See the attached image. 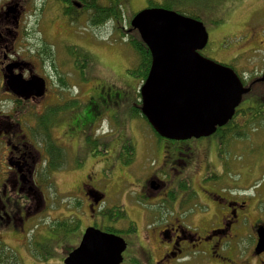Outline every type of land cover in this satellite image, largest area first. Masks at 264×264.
<instances>
[{"label": "rangeland", "instance_id": "obj_1", "mask_svg": "<svg viewBox=\"0 0 264 264\" xmlns=\"http://www.w3.org/2000/svg\"><path fill=\"white\" fill-rule=\"evenodd\" d=\"M156 4L172 12L198 17L208 32V43L202 50L204 56L219 64H230L240 77H251L248 80L263 72L264 0H122L121 8L126 21L123 26H127L133 15L156 8L153 6ZM47 13L50 18L48 10ZM41 26L40 29H46L47 44L51 46L55 66L58 65V88L51 86L49 95L40 106L36 105L37 108L29 106L18 109L20 115L14 117L10 125L15 131L20 126L22 133L28 131L31 125L29 130L32 132V128L38 127L34 118L41 113L33 112L41 107L47 110L63 107L73 101L75 105H69L65 112L52 117L47 129L43 126L38 129L44 140L58 144L63 158L62 166L46 175L47 181L41 188L45 208L36 218L30 219V225L23 234L14 230V240L4 238L7 245L0 242V254L4 256L10 253L11 264H62L66 251L78 245L85 227L90 223L91 212L79 193L80 183L89 174L92 179L88 182L104 194L103 212L122 211L123 216L115 223L107 218L97 219L94 221L97 227L104 230L106 226H112L124 232L119 234L127 243L124 259L134 257L142 264H154L158 256L155 229L159 220L153 216L152 210H147L153 205L155 192L153 189L147 192V201L140 194V186L147 170L160 168L159 151L163 149V152H173V148L165 140L158 143L141 116L131 115L133 106L140 102L137 92L142 81L127 73L135 65L134 52L126 43L128 37L122 38L120 31L115 30L111 22L105 27L94 29L82 21L69 24L59 13L54 22L48 19L46 25ZM36 37L38 39L40 35L36 34ZM70 47H76L78 55L84 52L89 56L88 71L82 74L73 72L70 66L73 59L70 60L67 51ZM23 48L18 46V49ZM263 94L264 83L256 84L244 96L237 113L248 100ZM90 119L94 122L87 126L86 122ZM242 119L241 114H238L232 123H240V126ZM243 132L245 135L241 139L225 144L227 148L220 152L225 153L230 169L221 186L241 198H251L255 210L252 221L255 219L264 224V204L261 206L259 200L260 196L264 201V124H250ZM89 134L98 139L95 141L90 138L88 145L85 136ZM37 136L31 135V144L45 153L42 141ZM126 143L134 149V160L128 166L119 159L121 146ZM216 149L214 144L211 161L219 162ZM1 152L4 153V150L1 149ZM202 155L205 154L202 152ZM165 162L168 167L170 160ZM209 169L219 173L218 166L213 165ZM203 171L205 169L197 167L190 175L194 179L190 183L196 190H199L197 180ZM186 198L179 194L180 205ZM182 207L185 211L179 219L184 228L194 232H198V228H209V216L193 219L196 214L206 212L203 206L197 204L196 199ZM157 208L158 211H165L159 205ZM62 220L74 224L78 222L72 232L58 231V234L47 237V229L49 231L53 223ZM130 225L134 232L128 234L126 230ZM248 233L249 230L237 241L225 242L216 251L215 257L193 253L175 264H263L264 256L255 260L251 254L253 240L247 237ZM48 243L55 244L48 246L47 252L51 259L45 261L43 253L46 250L43 246ZM150 247L153 250L149 253ZM147 256L151 259L148 260Z\"/></svg>", "mask_w": 264, "mask_h": 264}, {"label": "flooded vegetation", "instance_id": "obj_2", "mask_svg": "<svg viewBox=\"0 0 264 264\" xmlns=\"http://www.w3.org/2000/svg\"><path fill=\"white\" fill-rule=\"evenodd\" d=\"M95 1L103 6H108L111 1L114 2V0H0V242L5 245L7 242L4 238L14 240V234H12L14 230L23 234L30 225V219L39 215L45 208L41 188L47 181L46 155L31 144L32 132L29 130L31 125L24 133L21 132L20 126L15 131L10 125L13 118L20 115L18 109L29 106L37 108L36 105L40 106L49 95L51 86L58 88L57 76L53 77L58 72V65L55 66L53 56L50 59H44L43 50L48 39L46 29H40V25L45 26L48 19L54 22L58 19V13L71 24L69 18L72 14H65L71 4L76 8L85 6L90 9ZM119 2L122 3V0ZM47 10L51 14L50 18ZM78 19L85 21L86 15H80ZM36 34L40 35L38 39ZM20 45L24 48L18 49ZM199 53L204 56L202 51ZM72 59L71 69L78 72L75 67V58ZM224 65L231 67L228 64ZM85 70H89L88 65L85 66ZM256 76L251 80H248L251 77H240V79L252 89L259 77ZM9 77H20L26 81L31 77L41 79L44 81V93L41 96L20 97L7 85ZM54 99L57 100V98ZM250 107L254 109L259 107L262 108L261 112L264 111V97L256 95L254 99L244 104L242 110ZM45 108L41 107L33 114L42 113ZM36 138L42 141L44 149L46 141L44 137L39 134ZM90 138L95 141L98 139L93 134L86 135L85 141L88 145ZM164 142L173 148L171 150L173 152L167 150L163 152V149L159 151L160 168L155 171L147 170L140 186V194L147 201L149 200L147 192L150 189L155 192L153 205L147 210H152L153 216L159 220L155 229L158 239L156 246L158 256L154 264H175L193 253L215 257L216 251L223 247L225 242L227 244L243 238L248 230L250 233L247 236L253 240L251 254L255 260H260L264 252L256 255L254 247L257 240L256 228L261 223L255 219L252 221L255 211L251 198H241L222 187L221 179L224 177V172L208 170L213 165L219 166V162L211 161V157L214 144L217 147V156L219 154L220 136L215 133L206 138H192L185 141L165 140ZM202 152L205 155H202ZM168 159L170 164L167 167L165 161ZM197 167L205 169L197 180L199 190L193 188L191 183L194 179L190 178ZM91 179V176L86 174L84 182L79 185V193L92 213V215L90 213L92 220L89 217L90 223L86 227L98 228L94 221L105 219L102 216L104 194L88 182ZM186 182L187 189H181ZM179 194L181 197H187L181 205L178 202ZM99 197L102 199L98 200ZM187 199L193 201L196 199L197 204L205 208V213L196 214L193 219L209 216L208 229L198 228V232H194L183 227L179 218L185 211L182 206L189 203L188 200L186 204ZM158 205L165 211H158ZM195 227L193 224V228ZM150 249L149 253L152 252L153 247Z\"/></svg>", "mask_w": 264, "mask_h": 264}, {"label": "water", "instance_id": "obj_3", "mask_svg": "<svg viewBox=\"0 0 264 264\" xmlns=\"http://www.w3.org/2000/svg\"><path fill=\"white\" fill-rule=\"evenodd\" d=\"M151 54L148 74L139 89L140 112L158 136L167 140L208 137L224 126L250 88L227 66L198 54L208 34L201 22L164 8H149L130 21ZM264 82V73L258 79ZM13 93L41 96L44 81L9 77ZM99 197L98 200H101ZM254 253L264 252V225L256 229ZM125 240L88 227L63 264H122Z\"/></svg>", "mask_w": 264, "mask_h": 264}, {"label": "trees", "instance_id": "obj_4", "mask_svg": "<svg viewBox=\"0 0 264 264\" xmlns=\"http://www.w3.org/2000/svg\"><path fill=\"white\" fill-rule=\"evenodd\" d=\"M69 4H71L69 2ZM122 3L119 2V0H114V2H110V4L108 6H103L100 3H98L97 1H95L94 5L92 8L88 9L87 7H78L76 8L74 5H70V8H68L67 12L65 14H72V17L69 18L70 21L74 24L77 22H81L83 24H87L90 27L97 29L99 27H105L108 23L111 22V24H113L114 29L117 31H120L121 37H128L126 43L129 46V48L134 52L135 55V65L133 66V70L129 69L127 71V73L129 75L135 76L137 77L139 80H141L142 82L145 80L147 73L149 71L150 68V64H151V55L149 50L147 49V47L143 44V42L140 40L137 32L135 30H132V28L129 25V22L127 23V26H123V23L126 22L123 16V12H122ZM156 8H163V6H160L158 4L153 5ZM83 8V9H82ZM70 13V14H69ZM80 15H86V20H79L78 17ZM192 18H196L198 19V17L196 16H190ZM130 21V20H129ZM44 59H50V57L53 56V53L51 51V47L48 46L47 44L44 45ZM66 51V50H65ZM69 53L70 60L72 58H75V63H76V70L78 71V73L82 74L84 73V69L85 66H89L90 65V58H88V55H85L84 52H81L80 55L77 54V50L76 47H70V49L67 50ZM66 51V52H67ZM84 64V67H83ZM73 70V69H72ZM73 72L75 73V71L73 70ZM56 76H57V86H58V72H56ZM137 96L140 99V95L139 92H137ZM74 107L75 103L73 102H68L67 105L63 106V107H58V108H54L52 110L50 109H45V111L40 115L35 116V122L37 123L38 127H35L34 129L32 128V134L31 135H39V128H42V126L47 129L49 127V125L51 124L52 121V117L55 118V116L58 114H61L63 112H65L68 109V106ZM140 105L141 103L138 102L135 104V106H133L132 111H131V115L133 117H137V116H141V118L147 123L146 119L144 118V116H142L141 112H140ZM70 108V107H69ZM47 110V111H46ZM250 113V116H252V119L249 117L248 120L243 124L240 125L237 123H232L229 122L225 127L223 128H218L216 131V135L220 136L221 141H227L229 139H234L235 137H240V136H244L245 133L243 132V130L245 128H247L250 124H259L262 125L264 124V113L261 112V110H259V108L257 107L256 109L254 108H248L246 111L242 112V116L245 113ZM94 122V120L90 119L86 122L87 126H91L92 123ZM148 124V123H147ZM149 126V124H148ZM149 128L151 129L154 137L157 138V142L160 143L163 139H161L154 131L153 129L149 126ZM45 135V134H44ZM222 142V143H223ZM45 155L47 158V169H46V174L49 175L48 173H52L53 171H57L61 168L62 166V161L63 158L61 156V151L58 148V144H54V143H50L47 141H45ZM226 143H223L222 145H219V151L218 153L221 151L220 148L222 149H226L227 146H224ZM134 149L132 148V146L129 143H126L124 145L121 146L120 152H119V159L120 161L128 166L132 163V161L134 160ZM101 152V151H100ZM58 155V157H57ZM220 180V179H219ZM184 189H186V187H183ZM259 200L262 203L263 198L259 196ZM260 210V208L258 209ZM108 214L103 212L102 216L104 218H107L108 221H110L111 223H115L117 222L119 219H122V211L119 212H113ZM108 215V216H107ZM105 220V219H104ZM78 221L75 222V224ZM72 221L67 222L65 220H62L60 222H55L51 225V227L49 228V231L47 229V237H51V235L53 234H58V231H64V232H72L74 230V225H75ZM73 227V228H72ZM104 231L108 232V233H115V234H121L124 232H120L116 229H114V227L112 226H106ZM126 232L129 233H133L134 230L133 228H128L126 230ZM50 235V236H49ZM56 243V242H55ZM53 243V244H55ZM48 243L47 245L43 246L44 249L46 250L43 253V257L44 260L47 261L48 259H51L50 254H48V250H49V245H53ZM72 249L66 251V253H68L69 251H71ZM147 254V252H145ZM49 257V258H47ZM148 260L151 259V257L147 256ZM11 256L10 253L4 256H1L0 254V264H11V262H9ZM13 262V261H12ZM123 263L126 264H142L141 261L138 258H134V257H130L127 259H124Z\"/></svg>", "mask_w": 264, "mask_h": 264}]
</instances>
